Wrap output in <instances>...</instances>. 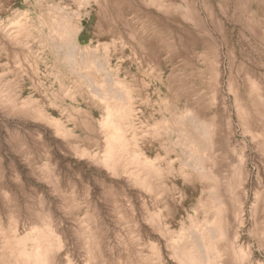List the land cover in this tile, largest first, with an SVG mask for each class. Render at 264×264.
Listing matches in <instances>:
<instances>
[{
	"label": "rangeland",
	"instance_id": "374dc122",
	"mask_svg": "<svg viewBox=\"0 0 264 264\" xmlns=\"http://www.w3.org/2000/svg\"><path fill=\"white\" fill-rule=\"evenodd\" d=\"M0 264H264V0H0Z\"/></svg>",
	"mask_w": 264,
	"mask_h": 264
}]
</instances>
